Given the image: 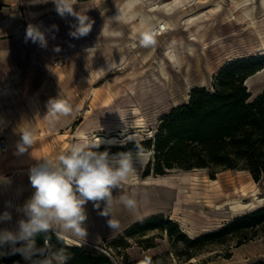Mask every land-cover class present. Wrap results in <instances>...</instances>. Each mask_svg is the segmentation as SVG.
I'll use <instances>...</instances> for the list:
<instances>
[{"label": "rangeland", "instance_id": "rangeland-1", "mask_svg": "<svg viewBox=\"0 0 264 264\" xmlns=\"http://www.w3.org/2000/svg\"><path fill=\"white\" fill-rule=\"evenodd\" d=\"M128 3L79 0L75 9L95 23L86 37L74 39V17H60L52 0H0V140L9 146L0 155V176L11 180L0 184V214L11 213L0 230L16 232L18 221L26 219L17 209L34 191L30 167L87 139L99 143L96 151L131 152L136 173L124 181L128 188L113 191L110 217L99 215L92 202L85 206L87 236H66V245L109 252L118 264L146 258L151 264H264V224L193 246L167 230L124 235L132 224L158 215L189 240L264 206V175L254 181L246 170L174 169L146 177L153 151L138 144L154 137L161 117L186 103L191 89L210 90L225 62L264 54V0H135L127 8ZM29 23L46 30V47L25 42ZM157 25L167 29L155 35L154 45L141 46L140 33ZM249 82L254 98L264 90V73ZM53 98L71 110L50 115L47 102ZM23 130L32 133L33 143L17 154ZM155 193L163 196L148 198ZM124 195L135 198L134 208L120 202ZM110 218L118 224L114 229Z\"/></svg>", "mask_w": 264, "mask_h": 264}, {"label": "trees", "instance_id": "trees-1", "mask_svg": "<svg viewBox=\"0 0 264 264\" xmlns=\"http://www.w3.org/2000/svg\"><path fill=\"white\" fill-rule=\"evenodd\" d=\"M261 69H264V54L231 59L219 68L210 90L191 89L186 103L161 117L154 137L138 143L141 148L153 151L143 176L151 173L163 176L174 169H231L246 170L258 181L264 175V90L253 98L245 81ZM262 224L264 206L234 218L216 232L197 238L186 235L189 240L179 233L176 223L158 215L132 224L124 235L132 238L153 230H167L170 236L176 234L178 240L193 246ZM46 239L72 254L69 264H113L106 254L94 248L66 245L52 231L35 236L37 247H43ZM11 247L10 244L0 247L3 253L0 263L27 264L19 253L11 254Z\"/></svg>", "mask_w": 264, "mask_h": 264}, {"label": "clouds", "instance_id": "clouds-1", "mask_svg": "<svg viewBox=\"0 0 264 264\" xmlns=\"http://www.w3.org/2000/svg\"><path fill=\"white\" fill-rule=\"evenodd\" d=\"M135 0H129L134 3ZM32 3H48V0H32ZM57 14L64 18L74 17L70 24L69 35L74 39L86 37L95 23L86 13L77 11L74 6L79 0H52ZM117 19L120 17L117 16ZM58 31V26L52 25ZM155 31L147 26L141 33L139 43L149 47L156 43ZM53 39L55 36L53 35ZM25 42L31 41L41 47L47 46L46 30L39 24L29 23L25 32ZM92 49H86L89 53ZM57 51L59 49H56ZM102 71V70H101ZM50 115L68 113L70 106L59 98L47 102ZM98 140V138H96ZM33 143V136L29 130H23L16 146L17 154L28 152ZM99 143L90 140L76 142L54 158L43 157L36 161L29 169L28 176L34 189L30 198L17 209L26 219L18 221L16 232L0 230V247L10 244L11 254L19 253L27 264H69L72 254L63 247L52 245L48 239L43 247H37L35 236L40 232H55L58 240L66 236L84 239L87 236L85 222L88 219L85 206L93 203L98 214L110 217L113 205V191L136 173L133 154L120 152L110 155L108 151H96ZM136 157L141 159L138 148ZM10 178L0 176V184L8 185ZM120 202L129 209L136 206L134 197L121 196ZM103 204V208L101 205ZM11 220L8 211L0 214V222ZM108 226L114 229L118 226L113 219H108ZM20 247H16L17 243ZM7 255L8 253H4ZM142 264H151L146 258Z\"/></svg>", "mask_w": 264, "mask_h": 264}, {"label": "built area", "instance_id": "built-area-1", "mask_svg": "<svg viewBox=\"0 0 264 264\" xmlns=\"http://www.w3.org/2000/svg\"><path fill=\"white\" fill-rule=\"evenodd\" d=\"M154 31L156 33V35H159L161 34L162 32H164L165 30L162 28L161 25H157L155 28H154ZM8 149V145L7 143L4 141V140H0V155L5 153L6 150ZM106 255L111 259V261L113 262V264H118L117 261H115L112 257H111V254L109 252H106Z\"/></svg>", "mask_w": 264, "mask_h": 264}, {"label": "bare ground", "instance_id": "bare-ground-1", "mask_svg": "<svg viewBox=\"0 0 264 264\" xmlns=\"http://www.w3.org/2000/svg\"><path fill=\"white\" fill-rule=\"evenodd\" d=\"M246 1H248V0H246ZM248 5V4H247ZM131 7V3H128L127 4V8H130ZM248 18V17H247ZM144 21V20H143ZM162 28L165 30V29H167V27H165V25H163L162 26ZM194 40V39H193ZM86 49V48H85ZM192 50V49H191ZM174 52V51H173ZM175 53V52H174ZM171 58L173 57V56H170ZM181 60V59H180ZM177 64V63H176ZM182 66V65H181ZM100 68V67H99ZM107 68V67H106ZM102 69H103V67H102ZM107 70V69H106ZM102 72V71H101ZM98 73V72H97ZM245 85H246V83H245ZM203 87V86H202ZM246 87H247V85H246ZM189 95V94H188ZM187 96V95H186ZM185 103V102H184ZM8 149H9V146H8ZM8 149L6 150V152L8 151ZM140 184V183H139ZM121 186H123V187H125V188H128L129 186H128V184H126V183H124V182H122L121 184H120ZM178 186V185H177ZM174 188V187H173ZM177 188V187H176ZM158 196H163V194H160V193H155L154 194V196H149L148 198L149 199H152V198H155V197H158ZM165 196V195H164ZM167 196V195H166ZM64 240H66L68 243H69V239L67 238V237H65L64 238ZM74 242V241H73ZM75 244V243H74Z\"/></svg>", "mask_w": 264, "mask_h": 264}, {"label": "crops", "instance_id": "crops-1", "mask_svg": "<svg viewBox=\"0 0 264 264\" xmlns=\"http://www.w3.org/2000/svg\"><path fill=\"white\" fill-rule=\"evenodd\" d=\"M260 73H264V69H261L260 71L256 72L255 75L260 74ZM251 77H252V76H251ZM251 77L247 78L246 81H245V83H246V85H247V88L249 87V83H250V82H249V79H250Z\"/></svg>", "mask_w": 264, "mask_h": 264}]
</instances>
